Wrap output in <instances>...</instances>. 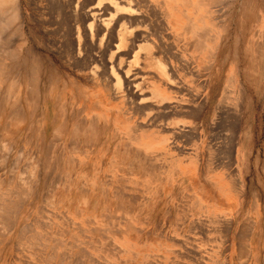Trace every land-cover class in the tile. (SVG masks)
<instances>
[{
  "label": "rangeland",
  "instance_id": "1",
  "mask_svg": "<svg viewBox=\"0 0 264 264\" xmlns=\"http://www.w3.org/2000/svg\"><path fill=\"white\" fill-rule=\"evenodd\" d=\"M174 2L172 16L166 9L167 29L143 44L140 58L133 52L125 56L132 71L142 67L163 77L164 64L170 78L176 76L170 98L163 100L160 85L144 80L145 93L151 91V101L163 106L148 112L150 117L134 112L125 98L121 106L129 112L118 117L123 124L101 118L92 127L83 121L89 109L104 116L112 108L113 118L118 110L116 102L108 103L104 86L97 85L91 90L97 97L77 115L59 117L42 98L35 105L19 100L22 89L14 84L12 104L4 98L13 70L6 72L0 83V194L13 199V211L0 216V264H164V257L175 256V237L184 245L177 250L179 258L194 257L196 264H205V258L207 264L235 262L239 250L229 248L235 220L252 223L247 247L239 251L246 258L253 226L263 225L258 251L264 257V0ZM12 27L5 26L2 34ZM150 52L160 62L145 67L142 58ZM168 102L177 104L173 109ZM168 175L188 179L175 185L180 199L192 188L212 205L194 217L196 233L190 240L186 233L162 228L153 211V189L145 199L154 186L144 180ZM121 190L136 198H126ZM196 204V213L203 212ZM224 204L234 208L233 216L215 210ZM189 242L195 247L187 248Z\"/></svg>",
  "mask_w": 264,
  "mask_h": 264
},
{
  "label": "bare ground",
  "instance_id": "2",
  "mask_svg": "<svg viewBox=\"0 0 264 264\" xmlns=\"http://www.w3.org/2000/svg\"><path fill=\"white\" fill-rule=\"evenodd\" d=\"M174 1L175 0H0V83L6 72H11L13 70V75L9 81L10 88L4 100L13 104L14 84L22 89L19 98H17L19 100H25L35 105L42 98L50 109L58 113L59 117L63 115L67 116L68 112L72 115H77L81 112L85 113L84 110H86V107L97 97L91 92L94 87L93 85H97L104 86L105 90L108 92V103L116 102L118 110L116 117L113 118L111 116L112 108H107L104 112V116L89 113V109V112H86L89 114L85 113L83 121H87L91 125L93 124L92 127H95L97 125L96 121H99L101 118L104 119V122L106 120L121 123L122 121H120L121 119L118 120V117H120L121 114L129 112V110H125L121 106L125 98H127V103L131 105L130 108H133L134 112L141 116L148 115V112L158 109L160 104H157V102L160 98L157 99V102L151 101V91H149L148 97V94L145 93L147 90H145L146 86H144V80L149 78L155 81L157 86L160 85L159 88H162L163 92H159V95H161L163 100L169 97L172 87L175 86L171 85V80L176 76L171 79V75L165 70V66L163 67L164 64L160 65L162 69L160 73L163 74V77L152 70H142V67L132 71L133 64L128 63L127 65L125 59L128 56L126 58L125 56L131 55L133 52L135 53L134 58H140L139 49H143V44L158 36L162 28L167 29L165 27V19L168 10V13L172 16L170 10L175 8ZM12 25L13 31L11 30L12 28L7 29L11 32L2 34L4 32L2 30L5 26L10 27ZM11 36L13 37V43L10 42ZM126 46L128 50L124 52ZM161 46H159L160 50ZM163 48L166 47L164 46ZM157 50L153 49L152 51H155L157 54ZM155 53L152 52L151 56L146 58L147 62L144 55L142 58L144 59L143 66L150 67L155 64V61L157 64L160 62ZM131 57L129 56V58ZM142 59L140 61H142ZM126 60H128V58ZM138 64L141 65V63ZM177 88L179 87H176V91ZM178 90H180V88ZM75 92L82 94L85 100L77 99L78 97L75 96ZM152 96L153 95H151V97ZM156 97H158V95ZM96 100L97 99H95V101ZM96 102L100 105L102 104L101 99H98ZM173 102L174 101H172V103ZM164 103L167 102L165 101ZM168 103L172 105L173 109L174 105L177 104L175 103L173 105L171 102ZM162 107L163 106L160 105L161 109ZM170 107H168L167 110L163 108L166 114L168 110L172 109H169ZM9 111V114L13 115L12 107ZM190 112L191 111H189V113ZM101 113L103 114V111H101ZM171 113L173 112L171 111ZM151 114L153 115V112H151ZM190 115L191 114H189V116ZM193 115H191V117ZM148 117L150 116L148 115ZM165 118L168 119V117ZM165 118L163 117L164 120ZM155 119H157V117H155ZM169 120L167 121L171 122ZM123 123L124 122H122V124ZM165 124L167 125L168 123L166 122ZM111 127L112 129L114 128L113 123ZM167 127L165 126V128ZM57 128L58 127L55 129ZM186 131L187 130H185V132ZM61 132L60 130V133ZM181 134H183V132ZM67 145V143H64V147ZM140 152H142V150ZM151 159H154V157ZM120 185L124 186L125 184ZM123 186L120 187L124 189L125 187L123 188ZM125 186L127 190L129 185L126 184ZM117 187H119V185ZM118 191H120V188L115 192L118 193ZM120 193L123 195L125 192L123 193L121 190ZM130 193H132L131 196L126 192L129 197H132L134 193ZM126 194H124L125 197ZM135 195L138 196L137 192ZM135 195L131 199H135ZM9 198L11 197L9 196ZM12 200L13 199H8L6 195L0 194V216L11 214L13 211ZM7 202L9 203L7 204Z\"/></svg>",
  "mask_w": 264,
  "mask_h": 264
},
{
  "label": "crops",
  "instance_id": "3",
  "mask_svg": "<svg viewBox=\"0 0 264 264\" xmlns=\"http://www.w3.org/2000/svg\"><path fill=\"white\" fill-rule=\"evenodd\" d=\"M182 180V181H181ZM187 178L185 180L183 179H175L174 176L168 175V176H160V177H154L144 180V184L153 185V188H149L148 194H145V199L148 200L150 196H152V193L150 190H154V198L156 202V206L153 211L157 210L156 215L160 218V224L162 228L167 232H174L175 234L180 233H186L188 234V239L190 240L191 234L196 233V220L195 216L197 215H204L207 211L212 210V205L207 201L203 193H199V195H196L194 191H192V188L185 189L186 192L181 197V194L178 191V188H175V185H177V182L181 181L180 183L184 184L185 181L187 182ZM232 183V181H231ZM234 184V183H232ZM139 189L138 193L140 192ZM148 195V196H147ZM139 196V202L141 200V193L138 194ZM196 196L200 198L199 200H196ZM186 203V204H181ZM201 207L198 209V211L203 210V212L196 213V206L197 203ZM140 207V206H139ZM234 208L229 207L228 205H223V207H217L215 210L217 212L222 213L223 216H233L235 212L233 211ZM237 210V209H236ZM181 212V213H180ZM180 217H183L182 223H180ZM246 221V222H245ZM235 226L233 225V231L234 236L233 241L231 240V244L229 245V248H235V250H241L244 249V247H247L245 244V237L246 234L249 233L250 226H252V223L250 220H242L237 221L235 220ZM184 225V227H183ZM186 227V228H185ZM263 232V225H256L253 226L251 238H250V257L246 258L244 255H240V252L237 251L236 255L234 257L235 262L231 261L229 262L230 258H227L224 260V264H264V257L259 256V251L261 247V233ZM241 233V234H240ZM193 243V242H192ZM192 243H188L187 248L195 247V245H192ZM184 247V245H181L179 241H177L175 237V256H168L164 257V260L162 263L164 264H196L194 257H187V258H179L176 256L177 250ZM202 249H206L205 247ZM172 250V249H171ZM250 260V262H249ZM204 263L207 264L206 258L204 259ZM209 264V263H208Z\"/></svg>",
  "mask_w": 264,
  "mask_h": 264
}]
</instances>
